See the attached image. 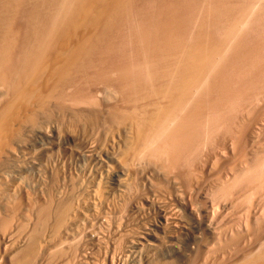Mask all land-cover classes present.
Masks as SVG:
<instances>
[{
    "label": "bare ground",
    "instance_id": "6f19581e",
    "mask_svg": "<svg viewBox=\"0 0 264 264\" xmlns=\"http://www.w3.org/2000/svg\"><path fill=\"white\" fill-rule=\"evenodd\" d=\"M102 157L109 185L67 176ZM87 228L143 264H264V0H0V264H97Z\"/></svg>",
    "mask_w": 264,
    "mask_h": 264
},
{
    "label": "rangeland",
    "instance_id": "374dc122",
    "mask_svg": "<svg viewBox=\"0 0 264 264\" xmlns=\"http://www.w3.org/2000/svg\"><path fill=\"white\" fill-rule=\"evenodd\" d=\"M27 143H31L30 141L29 142H27ZM37 144V143H36ZM36 144H34V146L36 145ZM29 145V144H28ZM31 152V151H30ZM28 157L26 154L24 155V156H21L20 158H24L23 160H20V158H16V160L13 162V165L11 166V169H10V171L12 172V170H14L13 171V174L12 173H10V174H8L7 176L5 175V177H8V178H3L4 180V182H2V184L4 185V183H5V186L4 187H8L10 184H12V183H18V182H20L21 180H22V177H27V175H25L24 174V172L22 173V171H21V168L24 166V162H25V160H26V157ZM101 158V157H100ZM99 158V159H100ZM76 158H73V159H71L70 161L72 162H69V163H71V164H69L68 166L70 167H66V168H69V169H67L66 170V174H67V176L68 175H70V173H71V175L69 176L71 179H74V181L76 182L75 184H78V182H79V179L80 178H82V182H81V179H80V184L82 185V186H84V184H83V182L85 183V185L86 186H84V187H89V186H91V183H92V185H95L96 183H95V181L97 182V183H99V181H100V183L101 184H108L109 185V182H110V178H111V176L110 177H108V179H107V177L106 176H108L106 173V171H104V170H106V169H104V167L102 168V166H103V161L105 162V160H104V158L102 157V160H97V159H90V161H91V163H89V160H88V162H87V159L88 158H84V159H81V158H77L76 160H75ZM78 160V161H77ZM83 160V161H82ZM21 161H23V162H21ZM78 163H77V162ZM82 161V162H81ZM85 161V162H84ZM93 161V162H92ZM95 161V162H94ZM101 163H99V162ZM17 164V165H14V164ZM24 163V164H23ZM84 163H85V165H84ZM88 163V164H87ZM94 163V164H93ZM23 164V165H22ZM75 164V165H74ZM95 164H97V165H95ZM98 164H100L99 166H98ZM19 165H20V167H19ZM93 165V166H92ZM13 166H15V168L13 167ZM19 167V168H16V167ZM72 166V167H71ZM89 166V167H88ZM92 166V167H91ZM13 167V168H12ZM83 167H86V168H83ZM98 167V168H97ZM90 168H93V169H91L90 170ZM96 168V170L94 171V169ZM17 169V170H16ZM18 169H20V171L18 170ZM83 169V170H82ZM99 169V170H98ZM102 169H104L103 170V172H101V170ZM76 170V172H74ZM18 171V172H17ZM84 171H86V172H84ZM89 171V172H88ZM98 171V172H97ZM21 172V173H20ZM91 172V173H90ZM95 172V173H94ZM16 174V177H15V174ZM73 173V174H72ZM74 173H76V174H74ZM102 173V174H101ZM12 174V175H11ZM19 174H21V175H19ZM88 176H86V175ZM93 174H94V176H93ZM100 174V175H99ZM15 177V178H12V177ZM17 176H18V178H17ZM21 176V177H20ZM100 176V177H99ZM104 176H105V178H104ZM10 177V178H9ZM76 177H78L77 179H76ZM104 178V179H100V180H98L99 178ZM21 178V179H20ZM25 178H23L24 180H25ZM30 178V177H29ZM87 178V179H86ZM89 178V179H88ZM92 178V179H91ZM6 179H7V182H6ZM19 179H20V181H19ZM27 180H29L28 179V177L26 178ZM14 182H13V181ZM77 180V181H76ZM94 180V181H93ZM102 180V181H101ZM107 180H108V182H107ZM18 181V182H17ZM73 181V182H74ZM86 181V182H85ZM93 181V182H92ZM106 183H105V182ZM10 182V183H9ZM90 183V185L88 184V183ZM6 184H8V185H6ZM80 184H78V185H80ZM106 184V185H107ZM145 192H147L146 190H145ZM145 192H143L145 195H148L149 194V192H147V194L145 193ZM139 206H140V209H142L143 207H145V208H143L142 210H140L139 209V211L138 212H135V211H130V213L128 212V214H127V216H126V221L124 222V223H127L128 225H127V229H126V232H128L127 234H126V236H127V239L128 238H130V236L128 235V234H130L129 233V231L130 232H132V230L134 231V232H132L131 233V236L132 237H134V234H135V236H137L138 234H140V233H138L139 232V230L141 231V229L143 228V227H149L150 225H152V224H154L155 222H156V220H157V215H156V212L153 210V209H150L149 207H146L145 205L143 206V204L141 203V204H139ZM238 208H240V209H237V210H241V211H243L244 209H242V205L241 206H239ZM147 209V210H146ZM144 210H145V212H144ZM150 210V211H149ZM154 211V212H153ZM142 214H141V213ZM147 212V213H146ZM151 214H150V213ZM135 214V216H134V214ZM137 213V214H136ZM129 214L131 215V216H129ZM139 214V216L137 217V215ZM145 215V217H144V215ZM149 214V216L146 218V216ZM143 215V217H140V216H142ZM154 215V217H152ZM129 217V218H128ZM131 217H133V218H131ZM135 218V219H134ZM138 218V219H137ZM140 218H142V219H140ZM146 218V219H145ZM153 218V219H152ZM130 219H134V220H130ZM146 220L145 221V223H144V221H143V223H142V220ZM147 219H149V221L147 220ZM135 220H139L140 222H141V224H140V222L139 221H137V222H139V223H137V222H135ZM153 220H154V222H153ZM130 221V222H129ZM132 221V222H131ZM133 221L138 225V227H137V225L135 224V223H133ZM151 221V222H150ZM147 222V223H146ZM130 223H132V224H130ZM142 224H144V225H142ZM136 225V226H135ZM134 227H135V229H137L136 230V232H135V230H134ZM129 228V229H128ZM133 228V229H132ZM138 228H140V229H138ZM87 229H89L90 231H91V233H90V231L88 230V232H87ZM86 229V233H87V236L89 237V238H92V239H94V238H97L99 235H100V237H102V241L104 240V241H106L105 239H107V243H108V245H110L109 243V241H111V239H112V234H111V230H104V229H96V228H94L95 230H94V232H92V229H90V228H87ZM98 230V231H97ZM105 232V234H110V236L108 237L107 235H105L104 234V232ZM98 232V233H97ZM103 232V233H102ZM125 232V233H126ZM95 233H97V234H95ZM134 233V234H133ZM93 234H95V235H93ZM105 235V236H104ZM94 236H96V237H94ZM103 236H104V238L105 239H103ZM129 236V237H128ZM109 239V240H108ZM127 239L125 238V242L123 241V243H122V245L123 246H120V249H118L119 250V252H118V250L117 249H115V251L112 249V248H110L109 246L106 248V246H105V244H107L106 242H104L103 241V243H102V245H103V247H100V248H98V249H102V251L101 250H98V249H96L95 251H94V254L93 255H91V256H93V257H95V255H97L96 257V259H100V262L98 263L97 261H99V259L98 260H94V261H96L97 262V264H105V262L103 261L102 262V260H103V258H104V254L105 253H108L109 255H110V258L112 257V263L113 264H130V263H132V264H134V263H136V264H143L144 262L142 261V260H140L139 258H138V256L136 255V254H133V255H129V252L127 251L128 250V248H127V246H125V245H128V242H126L127 241ZM129 240V239H128ZM127 243V244H126ZM105 246V247H104ZM110 250H109V249ZM127 250H126V249ZM106 249V250H105ZM108 249V250H107ZM124 249V250H123ZM103 250H105V251H103ZM112 250V251H111ZM117 251V252H116ZM100 252V253H99ZM103 254H102V253ZM114 252H116V253H114ZM126 252V253H125ZM97 253V254H96ZM112 253H114V254H112ZM121 253V254H120ZM99 254H100V257H99ZM119 254H120V256H119ZM123 254V255H122ZM103 255V256H102ZM113 255V256H112ZM136 255V256H135ZM102 256V257H101ZM113 257L115 258V259H113ZM125 257V258H124ZM137 257V258H136ZM132 258H134V259H132ZM118 259V260H117ZM120 259V260H119ZM136 259H139V260H136ZM115 260V261H114ZM134 260H136V261H134ZM139 261V262H138ZM123 262V263H122ZM107 263V262H106ZM84 264H87V263H84Z\"/></svg>",
    "mask_w": 264,
    "mask_h": 264
}]
</instances>
